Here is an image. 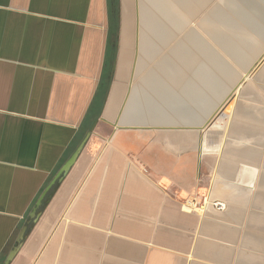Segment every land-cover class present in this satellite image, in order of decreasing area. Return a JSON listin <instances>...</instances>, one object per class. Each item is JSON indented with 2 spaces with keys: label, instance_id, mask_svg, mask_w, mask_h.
Wrapping results in <instances>:
<instances>
[{
  "label": "crops",
  "instance_id": "0c3cea01",
  "mask_svg": "<svg viewBox=\"0 0 264 264\" xmlns=\"http://www.w3.org/2000/svg\"><path fill=\"white\" fill-rule=\"evenodd\" d=\"M174 1L121 0L114 59L107 0H0V264L88 134L10 264H247L232 238L245 227L246 185L264 179V62L233 106L224 144L209 127L264 57V34L226 26L210 69L203 62L195 74L215 93L205 103L186 81L199 67L188 47L205 54L204 25L218 39L216 13L199 21L210 0ZM209 169L211 202L228 211H182Z\"/></svg>",
  "mask_w": 264,
  "mask_h": 264
},
{
  "label": "rangeland",
  "instance_id": "374dc122",
  "mask_svg": "<svg viewBox=\"0 0 264 264\" xmlns=\"http://www.w3.org/2000/svg\"><path fill=\"white\" fill-rule=\"evenodd\" d=\"M174 1V0H173ZM187 1V0H185ZM193 1V0H188ZM108 2V8H109V18L108 23H110L111 32H110V49L113 50L112 55L115 59V54H119V45H120V31L122 28V7H121V0H107ZM175 2V1H174ZM177 2V0H176ZM175 2V3H176ZM215 10L216 13V30L219 31L217 33L218 39H210L209 32L207 26L200 27L199 33H198V42L199 39L203 41V45L205 47V54L201 53L198 49H192L190 48L191 57H197V65L199 67H195L192 71L186 72V81H194L196 80L197 84H199L201 87V97L204 102L206 103V100L208 102H211V99L214 97V91L209 86V88L203 87V84L199 82L198 77H196L195 74L198 76H201L200 73H203L204 70L202 68V63L204 62V65L206 68L210 69L209 64V48L210 45L213 47V51L218 53V47L221 46V43L226 38L225 34H228V26L231 28H239L240 30H244L245 33H248L249 35L253 36L254 38H257L258 36H263L264 34V0H210L209 4L205 7H201L200 14H199V21L206 17L207 14H209L210 11ZM227 26V27H226ZM197 35V34H195ZM230 35V34H229ZM241 38H236L234 36L233 40L238 42L242 45ZM253 39V38H252ZM252 39L244 41L243 48H247L248 46L245 45V42H248L250 44L252 42ZM225 41V40H224ZM113 46V47H112ZM221 48V47H220ZM137 47L135 45L134 50L136 51ZM165 52V49H164ZM163 52V54H164ZM196 54V55H195ZM159 56V58H161ZM159 60V59H158ZM157 60V61H158ZM194 60V59H193ZM264 62V57L262 58L261 62L258 63V65L255 66V68L250 73V79L255 78L257 76L258 71L260 70V65ZM153 63H156L155 60L152 61V64H149L148 66H152ZM223 68L226 67V65H222ZM111 73V67L109 65V70ZM218 82H221L224 85H227V80L224 76H221L217 78ZM257 80V79H256ZM248 80H244L241 86V89L237 90L233 95L230 96V101L227 102L224 111L229 112L227 115L222 117L218 120L215 119L210 125L209 128L214 125L218 124L219 121H226L225 127L228 128V120H230L231 117V111L233 109L234 105H237L240 101L239 95L243 88L247 86ZM195 84V83H194ZM172 88L175 89V94H179L181 91L178 88H175L173 86ZM239 92V93H238ZM238 93V94H237ZM175 96V95H174ZM214 99V98H213ZM204 103V105H205ZM233 103V104H232ZM232 104V108L229 107ZM174 106V104H173ZM237 111V109H236ZM186 116V115H185ZM189 117V116H187ZM227 118V119H225ZM218 120V121H217ZM217 121V122H216ZM216 122V123H215ZM215 123V124H214ZM212 127V128H213ZM212 130V129H211ZM213 132L211 135L216 136L215 132L216 130H212ZM219 140L224 144V135H220ZM204 147V143H203ZM220 147V146H219ZM206 150V149H205ZM203 151V148H202ZM221 151V150H220ZM219 150L217 152H212L211 155L218 156L219 158ZM246 153V152H245ZM249 154V153H248ZM212 159L210 160V162ZM256 171L255 168H253V173ZM258 171V170H257ZM257 173V172H256ZM255 173V174H256ZM214 172L210 171V169L207 171L206 175H204L207 179L206 182H204V178L200 177L202 181V190L195 196H182L181 197V207L182 211L184 212H190L192 214L203 216L207 213V208L211 209L214 208L216 210H219L220 212H227L228 206L226 203L214 201V203L211 202V186L212 182L214 181ZM50 182V180H49ZM48 182V183H49ZM264 179L261 180V187L259 184L255 185H246V189L250 191L251 199L246 204L245 207H243V218L241 219L242 224L241 226H245L244 228H241L239 238L235 239V237L232 238L233 241H235L236 249H234V256L237 259H241V263H247V264H264ZM241 183V182H240ZM253 183V182H252ZM250 184V183H249ZM48 186V185H47ZM46 186V187H47ZM219 193L227 194L229 189L224 188L223 186L219 187ZM170 191V190H169ZM167 195V192L166 194ZM190 201V202H189ZM192 204V205H188ZM30 212V211H29ZM28 212V213H29ZM245 212V214H244ZM263 213V215H262ZM255 215L257 217L255 218ZM242 216V215H241ZM26 220L27 217H29L27 214L25 215ZM254 223V225H253ZM246 226H248L246 228ZM252 227V228H251ZM254 227V228H253ZM262 227V229H261ZM260 232V234H259ZM16 238V237H15ZM251 238V239H250ZM254 239V241H253ZM250 240V241H249ZM260 240V241H259ZM263 241V242H262ZM261 243V244H260ZM261 246V247H260ZM230 249V248H229Z\"/></svg>",
  "mask_w": 264,
  "mask_h": 264
},
{
  "label": "water",
  "instance_id": "95a60500",
  "mask_svg": "<svg viewBox=\"0 0 264 264\" xmlns=\"http://www.w3.org/2000/svg\"><path fill=\"white\" fill-rule=\"evenodd\" d=\"M208 127V125H207ZM89 134L86 138V140L89 138ZM86 140L76 149V152L70 157V159L62 166V168L60 169V171L55 175L54 179L49 183V185L46 187V189L43 191V193L40 195V198L38 199V202L36 203L35 207L32 209V211L29 213V218L26 220L25 225L22 227V229L20 230V233L16 239V244L13 247V249L10 251L9 256L7 257L5 264H10V262L12 261V259L16 256L18 250H19V246L22 244V242L25 239V236L27 235V231L30 227V225L32 224V222H34L36 220V218L38 217V211L40 209V207L42 206V204L44 203V199L47 196V194L55 187V185L57 184V182L65 175L67 174V172L71 169V166L73 165V163L75 162L76 158L78 157V155L81 152V149L83 148V146L86 143Z\"/></svg>",
  "mask_w": 264,
  "mask_h": 264
},
{
  "label": "bare ground",
  "instance_id": "6f19581e",
  "mask_svg": "<svg viewBox=\"0 0 264 264\" xmlns=\"http://www.w3.org/2000/svg\"><path fill=\"white\" fill-rule=\"evenodd\" d=\"M244 80H251L250 79V73H246L245 74V76H244V79H243V81ZM243 84V83H242ZM242 84L240 85V89H241V86H242ZM239 90V89H238ZM240 91V90H239ZM242 111V110H241ZM242 114V113H241ZM236 118V117H235ZM228 122H229V120H228ZM253 122V121H252ZM255 122V121H254ZM256 123H257V120H256ZM225 124H226V121L225 120H221V121H219L218 122V124H216V125H214V127L212 128V130H216V132H215V134H216V136H213V137H215L216 139H218L219 140V137H220V135L222 136V135H224V142H225V140H226V136H227V134H228V131H227V128L225 127ZM210 131L211 133L213 132V131ZM210 136V135H209ZM211 136V137H212ZM208 137V136H207ZM212 137V138H213ZM209 145V144H208ZM212 148V147H211ZM216 152V151H215ZM248 154V153H247ZM250 154V156H251V161H253V158L254 157H257V154L256 153H252V152H250L249 153ZM222 155H223V153H222ZM256 169V168H255ZM263 169V168H262ZM257 172V170L254 172V174ZM260 172V171H259ZM253 225H254V223H253ZM252 228V227H251ZM254 228V227H253ZM261 229H262V227H261ZM259 234H260V232H259ZM264 235V234H263ZM251 239V238H250ZM250 241V240H249ZM253 241H254V239H253ZM260 241V240H259ZM263 242V241H262ZM261 244V243H260ZM261 247V246H260Z\"/></svg>",
  "mask_w": 264,
  "mask_h": 264
},
{
  "label": "built area",
  "instance_id": "2783aa9c",
  "mask_svg": "<svg viewBox=\"0 0 264 264\" xmlns=\"http://www.w3.org/2000/svg\"><path fill=\"white\" fill-rule=\"evenodd\" d=\"M189 202H190V201H189ZM189 202H188V205H189V206L193 204V203H192V204H189Z\"/></svg>",
  "mask_w": 264,
  "mask_h": 264
}]
</instances>
